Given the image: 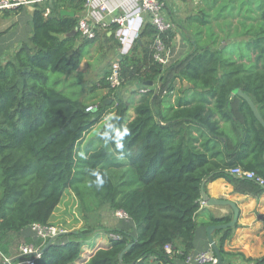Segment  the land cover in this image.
Instances as JSON below:
<instances>
[{"label": "trees", "instance_id": "obj_1", "mask_svg": "<svg viewBox=\"0 0 264 264\" xmlns=\"http://www.w3.org/2000/svg\"><path fill=\"white\" fill-rule=\"evenodd\" d=\"M203 2L188 19L186 31L194 24L199 28L182 60L168 66L155 61L158 31L149 22L141 41L117 59L121 87L143 86L135 90L139 100L117 97L110 70L98 82L107 90L100 101L83 96L78 69L96 38H81L75 28L87 0H51L34 7L29 43L0 62L1 256H16L8 237L33 223L49 224L64 192L71 190L86 230L47 241L35 264L79 261L94 226L89 215L104 208L126 212L135 233L98 223L109 233V244L82 264H188L203 182L231 178L229 169L238 166L264 178V126L242 96L232 95L242 89L264 119V0ZM202 26L212 27L209 42ZM174 35L173 30L162 33L167 45ZM233 44L240 46L237 51H231ZM158 77L159 89L148 85ZM177 80L181 96L170 103ZM95 104L97 110L86 111ZM95 127L98 131L89 134ZM234 178L243 190L263 191L252 180ZM230 233L225 232L222 246ZM25 238L21 244L41 242ZM252 264H264V256Z\"/></svg>", "mask_w": 264, "mask_h": 264}, {"label": "crops", "instance_id": "obj_2", "mask_svg": "<svg viewBox=\"0 0 264 264\" xmlns=\"http://www.w3.org/2000/svg\"><path fill=\"white\" fill-rule=\"evenodd\" d=\"M166 2V15L175 24V29L173 30L175 34L174 38L168 44L169 59L166 65L168 66L173 62L182 60L192 51V46L188 42L187 35L190 39V31L198 25H192V28L188 29L189 31H186V27L188 26L189 17L196 14L197 7L201 4L203 5V1L195 0V3H191V0H166ZM33 9L34 7H25L12 11L8 10L9 15L5 13L7 11L0 12V22H6L8 19L13 21L6 31L0 32L1 63H6L11 60L23 44L29 43V39L33 33L31 13ZM88 13L89 9L85 6V9L77 15L79 17L86 16ZM101 14L105 16L107 20L109 16H111L108 15L107 12H101ZM117 31L118 26L115 30H111V27L102 28L98 32L93 45H91L94 48L88 53L86 50L83 61L79 66L78 72L83 75L82 84L85 86V93L83 96L89 100H99L107 93L106 89L99 87V80L92 84L91 80H88L87 77L96 74L97 77L102 78V74L104 76L105 72L108 71L107 67H109L113 61L120 58L119 56H121L123 44ZM138 40L141 41L139 38ZM160 85V77H158L156 82L152 83L150 86L158 89ZM183 85L189 86L186 81H183ZM176 86L177 90L169 96V101L167 100L170 103H173L177 99V96H181V92L178 90L180 86L179 80H177ZM140 87L143 86H140L136 82L128 83L122 89L125 95L124 99L139 100L141 95L139 93L137 94L135 90ZM234 177L235 176L231 178H218L212 181L205 180L203 182V192L211 198L229 200L233 202L239 210V216L235 226L224 230H217L213 233L214 241L221 247V239L225 232L231 231L229 237L222 246L224 250L222 255L223 262L225 264H252L254 260L264 256V186H262L263 191L261 193L255 194L254 192L243 190L240 187V183L236 181ZM200 205V215L198 217V227L195 235V248L192 256H196L203 252L213 254L207 235L208 225L216 224L213 218L220 219L230 217L231 221L234 217V210L230 205H208L203 202L202 197L200 198ZM51 222L52 219H50V223ZM227 222L229 221L217 223ZM28 236L34 239L31 235V231L25 229L18 237L20 240L24 241L26 240L25 237ZM95 250L90 252L87 257L82 253L79 261L74 264H82L90 258ZM2 256L4 259L7 258L4 255ZM247 259L253 261L248 262ZM1 264L4 263L2 262Z\"/></svg>", "mask_w": 264, "mask_h": 264}, {"label": "built area", "instance_id": "obj_3", "mask_svg": "<svg viewBox=\"0 0 264 264\" xmlns=\"http://www.w3.org/2000/svg\"><path fill=\"white\" fill-rule=\"evenodd\" d=\"M51 0H0V12L5 10H17L25 7H35L38 4L49 2ZM89 9L86 16H81L75 31L81 38L94 39L102 28H109L113 23L117 24V34L123 44L121 55L128 54L135 42L138 40L142 29L146 23H151L158 31L153 44V58L164 66L167 65L169 59V46L166 44L162 33L175 29V24L166 15V0H87L85 5ZM101 12H107L109 19L102 16ZM49 13V9L47 14ZM142 26V27H141ZM108 81L112 87L121 88V71L118 60L113 61L110 67ZM160 86H158V89ZM143 89L142 92H147ZM98 105H90L86 111H95ZM229 173L235 177L252 180L261 186H264V178L257 175L254 171L246 170L240 166L229 169ZM120 212V211H119ZM124 214L126 212L121 211ZM127 215V214H126ZM29 230L36 240H41L39 244L23 243L18 248V254L12 258H6L4 264H35L42 256V248L44 244L56 236L63 233V230L51 225L33 223ZM117 238L116 235L111 234ZM168 252L171 246H166ZM208 262H216L214 254L203 252L196 256H189L188 264H204Z\"/></svg>", "mask_w": 264, "mask_h": 264}, {"label": "rangeland", "instance_id": "obj_4", "mask_svg": "<svg viewBox=\"0 0 264 264\" xmlns=\"http://www.w3.org/2000/svg\"><path fill=\"white\" fill-rule=\"evenodd\" d=\"M223 1L225 2L226 0H223ZM228 1H230V0H228ZM191 3H195V0H191ZM203 5H204V2H203ZM216 10H215V12H216ZM5 11H7V12H5ZM5 11H3V12L8 14L10 10L9 11L5 10ZM219 11H221V9H219ZM207 12H209V10H207ZM216 14H217V12H216ZM197 15H198V13H197ZM12 22L13 21L11 19H8V21H6V22H0V32L6 31ZM198 28L199 27L197 26L196 28H194L190 31V34H189L190 39H189L188 35L186 34L189 43L191 42L192 39L193 40L196 39L195 33H196ZM202 29H203V32L206 34V37H203V39L207 38V42H209L208 35L212 32V27L209 28L208 26H205V27L202 26L201 30ZM228 42H230V41L228 40ZM95 43L99 44L98 42H95ZM226 44H227V42H225L223 44V47H225ZM239 47L240 46L233 44L231 46V51L233 49L235 51H237L239 49ZM93 48H94L93 46L87 48V53L90 50H92ZM243 49H246V47L243 46ZM191 50H192V47H191ZM228 52H230V51H228ZM110 67H111V65L109 67H107V70H110ZM102 77H103V74H102ZM87 78H88V80H91L92 84H94L95 81H98L101 79L100 77H97L96 74L91 75ZM79 87L80 86H77L76 88H79ZM124 87L122 86L121 88H118L116 90V94H117L118 98L124 99L125 95L123 94V90H122ZM99 101H100V99H99ZM97 131H98V127H95L94 130H92L90 133L89 132L88 133L92 135L94 132H97ZM88 133H87V136L92 137ZM1 194H2V176H1V169H0V196H1ZM89 216H90L91 221H92L91 223H93L94 226L92 227L91 233L88 235V239L86 241H84V244H83L82 253H84L86 257L93 250H95V249L97 250L100 247L101 248L106 247L109 244V240H110L109 233L102 231L103 229L100 226H98V228H99L98 229L96 227V225L98 223L101 224L102 227L119 228V229H123V230H125L131 234L135 233V226H134L132 219L128 215L124 214L121 211L120 212L119 211H113L111 209L104 208L100 212L92 213ZM51 219H52V222L49 224L59 228L60 230H63L64 232H66V231H74L75 232L76 230H86L87 224L84 221L83 214H82L81 209H80L78 198L76 197V195L71 190H66L64 192L63 198H62L60 204L57 206V208L53 212ZM34 238L36 239L37 237L35 236ZM8 240L11 243V245H10L11 252L14 255H16L18 252V248H19L21 242H23V241L20 240V238L15 234L9 236ZM2 262L5 263L6 259H4V257L0 255V264Z\"/></svg>", "mask_w": 264, "mask_h": 264}, {"label": "water", "instance_id": "obj_5", "mask_svg": "<svg viewBox=\"0 0 264 264\" xmlns=\"http://www.w3.org/2000/svg\"><path fill=\"white\" fill-rule=\"evenodd\" d=\"M61 14L74 16L75 12L69 11V10H63V11H61ZM119 57H121V56H119ZM151 84L152 83H149L148 85H151ZM236 93L239 94L240 96H242L248 102V104L251 107L255 117L264 126V119H263L262 115L260 114L257 105L253 102V100L249 97V95L247 93H245L242 89H235L233 91L232 95H234ZM201 197H202L203 202L207 203L208 205H230L234 210V217L231 221H229L227 223L210 224L207 227L208 241H209L210 247L212 249V252H213L214 256L216 257V262H208V263H204V264H225L223 262V257H222L220 247L216 244V242L213 239V233L217 230H224V229L231 228V227L235 226L237 219H238V216H239V210L233 202H231L229 200L215 199V198L208 197L203 191H202ZM69 232H74V231H66V232H63L61 234H67ZM52 240L53 239H51L50 242ZM130 246H131V244H129L127 246V248H129Z\"/></svg>", "mask_w": 264, "mask_h": 264}]
</instances>
